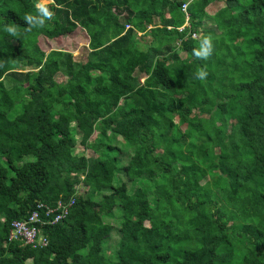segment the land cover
I'll use <instances>...</instances> for the list:
<instances>
[{
  "label": "trees",
  "instance_id": "1",
  "mask_svg": "<svg viewBox=\"0 0 264 264\" xmlns=\"http://www.w3.org/2000/svg\"><path fill=\"white\" fill-rule=\"evenodd\" d=\"M184 1L55 0L54 19L29 32L35 0H0V263L13 220L73 196L64 221L45 226L46 246L9 242L21 261L264 264V0H224L209 18L216 30L205 27L213 0H195L178 31ZM11 24L19 38L3 30ZM79 25L84 62L38 45ZM191 33L213 37L208 61L192 55ZM205 65L207 78L195 79ZM73 125L94 156L73 154ZM85 170L90 191L109 201L78 193Z\"/></svg>",
  "mask_w": 264,
  "mask_h": 264
},
{
  "label": "rangeland",
  "instance_id": "2",
  "mask_svg": "<svg viewBox=\"0 0 264 264\" xmlns=\"http://www.w3.org/2000/svg\"><path fill=\"white\" fill-rule=\"evenodd\" d=\"M209 10L212 12V11H214V8L211 7ZM208 17H206L207 20H206L205 27L206 28H208V27L215 28V24L212 21H210V19ZM177 27H180V28L178 29ZM177 27H176V29L178 31H181L180 30L181 25L177 26ZM215 30H216V28H215ZM138 35H140V34H138ZM196 36H197V38H199L200 33L196 34ZM88 41H89L88 34H87L86 30L83 27H81L80 25L77 26V28L73 32L68 33L66 35H63V36L56 37V38H47L44 35L38 36V45L46 54L53 49H61L63 51L70 52L74 56V59L76 61H80V62H84L87 59V53L89 51ZM172 42L174 45L179 43V41L176 40L175 38L172 39ZM180 56L185 57V53L183 51L180 52ZM53 66H54L53 64L48 65L47 70L50 72V70H52ZM30 67L31 66L24 67L23 71L31 69ZM93 68L96 70V73H99L102 71L103 66L98 64V65H93ZM54 78H56L57 81L64 82V83H66V79H67L66 76L59 75L58 73L55 75ZM144 79H145V77H141L140 81L143 82ZM72 82L68 81L67 84L65 85V87L63 88V91L70 88L73 84ZM147 83H149V82H147ZM79 100H80L79 103H82V100H84V98L81 97ZM50 101H48V102H50ZM129 103H130L129 99H125L124 105L126 106ZM194 112H196V110H194ZM17 121L20 125L24 124V120L20 117L17 118ZM72 124H74V123H72ZM148 131H149V128H146L145 132L147 133ZM70 134H71V137L75 141V148H74L73 154H85L86 156H94L95 155L91 149L86 148L84 146V144H81L80 136L78 134H76V129H75L74 125H73V127L70 128ZM96 135H97V133L94 132L91 135L89 140L90 141L94 140L96 138ZM114 142L119 146H123L124 144H126L127 146L131 147L130 143L128 141H125L120 137H116V140ZM216 150H217V148H216ZM128 154H129V152H128ZM172 163L176 164L174 161ZM226 167L228 168V170L230 172L229 176L231 178H233L234 168L230 164H226ZM79 175H80L82 182L76 186L78 189V193H80L81 195L91 196L93 200L99 201L102 203L110 200L109 198L102 197V195H100L98 193H92L90 191V188L88 187V184H89L88 179L90 177V174L86 170L85 171H79ZM146 177H147V175L145 174L142 177V179H140L141 180L140 182L141 183L144 182ZM223 201L225 202V204L231 206L235 202V198L229 196L227 193H223ZM136 208L138 210L141 209V205L137 206ZM84 211L89 212L90 210L85 209ZM149 239L152 242H158L160 240V236H159V234L153 233L149 237ZM95 243H97V242H95ZM2 244H3V241L0 239V248L2 247ZM0 264H31V262L30 261H27V262L21 261L19 258L18 246L11 245L8 242L5 253L2 254V261Z\"/></svg>",
  "mask_w": 264,
  "mask_h": 264
},
{
  "label": "built area",
  "instance_id": "3",
  "mask_svg": "<svg viewBox=\"0 0 264 264\" xmlns=\"http://www.w3.org/2000/svg\"><path fill=\"white\" fill-rule=\"evenodd\" d=\"M195 0H185L180 7L181 12L184 14V24L181 26L182 30L185 26L189 25L188 6ZM188 5L187 8L184 5ZM126 25L125 28H129ZM148 29L151 28L149 25ZM178 29L180 27H177ZM141 34V32H137ZM196 36L195 33H191ZM74 197L68 199H58L55 204H45L37 202L35 208L23 219L13 220L10 224L8 233V242H19L23 245H30L33 248L46 246L48 244L47 235L44 233L45 226H53L56 223H61L69 214L70 208L74 204Z\"/></svg>",
  "mask_w": 264,
  "mask_h": 264
},
{
  "label": "clouds",
  "instance_id": "4",
  "mask_svg": "<svg viewBox=\"0 0 264 264\" xmlns=\"http://www.w3.org/2000/svg\"><path fill=\"white\" fill-rule=\"evenodd\" d=\"M191 2V0H189ZM187 4L184 5L187 8ZM54 7H59L56 5L55 0H35L34 13H26L23 16V21L26 23V31H32L33 29H42L45 27L46 23L52 21L55 17V12L53 11ZM3 30L14 38H19L21 33L18 27L15 24L5 25ZM196 39L197 37H193ZM215 43L214 39L210 35H204L199 38V44L197 47H194L192 50V55L202 61H208L214 54ZM4 63L0 62V67H3ZM208 71L206 65L200 67L194 73V77L197 80L203 81L208 76Z\"/></svg>",
  "mask_w": 264,
  "mask_h": 264
},
{
  "label": "crops",
  "instance_id": "5",
  "mask_svg": "<svg viewBox=\"0 0 264 264\" xmlns=\"http://www.w3.org/2000/svg\"><path fill=\"white\" fill-rule=\"evenodd\" d=\"M224 0H213L211 3H209L206 7H205V11H206V13L209 15V17L208 18H210L211 19V16L218 10V9H220V8H222L223 6H224ZM214 8V11H210L209 9L210 8ZM189 13V12H188ZM184 15V14H183ZM183 24H184V22H183ZM182 24V25H183ZM181 25V26H182ZM168 28L170 29L171 27L170 26H168Z\"/></svg>",
  "mask_w": 264,
  "mask_h": 264
}]
</instances>
